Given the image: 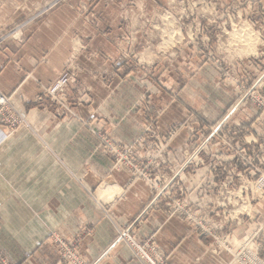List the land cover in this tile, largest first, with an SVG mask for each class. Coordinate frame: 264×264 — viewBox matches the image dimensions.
Masks as SVG:
<instances>
[{"label":"rangeland","instance_id":"374dc122","mask_svg":"<svg viewBox=\"0 0 264 264\" xmlns=\"http://www.w3.org/2000/svg\"><path fill=\"white\" fill-rule=\"evenodd\" d=\"M69 1L0 0V45L9 40L23 43L24 28L32 20ZM72 2L79 7L83 20L91 24L98 25L100 21L99 13L93 10L112 8L118 13L117 22L123 32L116 43V64L121 78L116 87L122 90L112 103L120 106V110L114 114L97 111L88 119L72 110L73 105H82L87 99V95L77 92L79 70L75 48L60 73L70 68L74 82L54 100L45 90L59 75L35 102L47 101L55 107L53 114L57 118L80 121L97 137V152L110 159L112 171H128V185H146L150 200L155 186L166 185L176 171L204 149L192 169L180 179L184 184L191 182L195 186L188 196L198 202L199 172L206 170L209 187L221 188L225 179L228 183L232 179L234 147L239 146L243 152L245 146L248 154L250 149V158L240 157L241 179L234 183L240 189L233 192L229 185L228 189L223 187L219 191L221 196L214 191L208 198V230L213 225L221 226L220 221L228 218L218 231L226 236L235 233L234 238L225 239L222 244L210 240L209 249L212 253L230 254L223 250V242L230 252L243 248L246 234L254 229L245 216L257 215L264 219V189L260 185L264 181V155L259 154L263 146L258 144L264 139V127L257 124L264 120V10L261 5L254 0ZM239 33L244 38L238 39ZM72 89H76L75 94ZM3 96L9 100L11 113L0 114V122L10 121L15 111L23 122L13 133L28 127L12 95ZM1 123L0 126L9 128ZM253 140L256 145L248 146ZM252 152L259 157L255 162ZM221 165L228 173L216 176L214 171ZM104 178L99 179L103 182ZM233 194L243 201L237 203ZM218 205L224 207L212 214ZM160 210L168 215V208ZM261 226L264 228V224L257 228ZM255 242L249 247H256L259 242Z\"/></svg>","mask_w":264,"mask_h":264},{"label":"crops","instance_id":"0c3cea01","mask_svg":"<svg viewBox=\"0 0 264 264\" xmlns=\"http://www.w3.org/2000/svg\"><path fill=\"white\" fill-rule=\"evenodd\" d=\"M254 1L264 10V0ZM96 11L98 25L85 22L70 0L32 20L23 43L0 45V93L12 95L30 127L10 134L0 126V255L7 264H61L56 243L76 240L87 263L142 264L126 244H113L148 205L150 190L142 183L129 186L128 171H112L110 159L97 152V137L80 121L57 118L47 101L35 102L75 48L77 92L87 99L72 110L83 119L97 111L119 112L112 100L122 90L116 87L121 81L116 43L123 27L112 8ZM257 124L264 127V120ZM100 177L106 178L101 182ZM134 233L138 241L153 235L168 264H227L232 259L225 252L212 253V239L160 209L151 211Z\"/></svg>","mask_w":264,"mask_h":264},{"label":"built area","instance_id":"2783aa9c","mask_svg":"<svg viewBox=\"0 0 264 264\" xmlns=\"http://www.w3.org/2000/svg\"><path fill=\"white\" fill-rule=\"evenodd\" d=\"M74 82L73 75L71 73V69L67 68L60 77L49 87V89H46L45 92H47V95L56 100L59 97H61L62 94L67 91L68 87ZM46 96V95H45ZM47 97V96H46ZM40 100H42V96L39 97ZM11 113V108L9 107V100L6 99L3 95L0 94V114L3 116V113ZM3 121V119H2ZM23 122L21 118H17L16 112L14 111L13 117H11V120L8 122H0L1 124L8 126L11 130V133H13L14 130H16L17 126ZM223 126V124L221 125ZM210 139H207L206 142H209ZM255 140V139H254ZM252 141V143L248 144V146L256 145L255 141ZM259 145L263 146V149L259 151V154L261 156L264 155V139L261 143H258ZM257 144V145H258ZM244 150L241 152V148L239 146L234 147L233 149V157L232 160L234 162V167L232 172V179L231 182L228 183L227 179H225V182L222 183L223 187L228 189L229 185H232L233 192L235 190H239L240 187L238 184H234L236 180L240 181L241 179V173H240V157H247L251 154V150L248 149L249 154L245 150V146H243ZM202 151L204 149H201ZM201 151V152H202ZM201 152H197L194 154V157L192 156L189 161L185 165L182 166L181 169L176 171L172 177V179L169 180L166 185L163 186H155L153 189L154 195L152 197V200L148 203V205L145 207V209L141 212V214L138 216L136 221L121 231L113 244V247H116L120 244H126L132 251L134 257L140 261L142 264H168V256L166 255V252L163 251L160 246L156 243L154 240V236L150 235L144 238L143 240H136L135 239V227L136 225H139L141 221H143L151 211L162 209V208H168V216L171 217H182L187 222H189L191 225H193L195 228L199 229L202 235H205L209 237L212 240H217L221 243V241L225 239H230L231 237L234 238L235 233L232 235L226 236L223 231H218L219 229H223V224H225V221L228 220V218L223 219L220 221L221 226L219 225H213V228L208 230V225L210 222V215L208 212V198L209 194L214 193V191H217V194L221 196L220 190H222L223 187L217 188L216 185H213V187H209L208 184H206L207 175L206 170H201L199 172V176L201 179L200 185V198L199 201L196 202L192 199H189V196L193 189L192 187H195L190 182L189 184H184L180 181L182 177H185L188 173V170L192 169V165L195 164V162L198 160V156L201 154ZM253 153V162H255V158H259L258 155H256L255 152ZM197 158V159H196ZM253 163H250V166L252 167ZM203 166V165H202ZM215 175L218 176L219 174L224 176L225 173H228L227 169L221 165L218 170L214 171ZM213 174V173H212ZM238 185V186H237ZM262 185V188L264 189V181L260 183ZM198 188V187H196ZM185 190V191H184ZM184 191V192H183ZM190 193V194H189ZM264 194V193H263ZM223 196V193H222ZM233 198L236 200L237 203L243 201L241 200L240 196L238 195H232ZM241 200V201H240ZM224 205H218L214 209V211H211L212 214L215 213V211H218L219 209H222ZM218 216V214H216ZM245 220H247L251 227H254V229H251L246 234V244L243 246V248L239 247L235 253L230 252L228 249V245H226L223 242V246L225 251L232 254L233 261L229 264H264V228L261 226L260 228H257V225L264 224V219L259 218L257 215L254 217L245 216ZM241 224V222L239 223ZM88 231L85 232L87 234ZM256 241V242H255ZM257 243L256 247H249L252 246V243ZM57 249L60 254V261L61 264H98L97 262L94 263H87L78 252V247L80 244V240H76L75 242L71 244H66L62 241H58L57 243ZM222 244V243H221ZM251 244V245H250ZM255 246V245H253ZM217 254V253H214ZM0 260L5 263L3 257L0 255Z\"/></svg>","mask_w":264,"mask_h":264},{"label":"bare ground","instance_id":"6f19581e","mask_svg":"<svg viewBox=\"0 0 264 264\" xmlns=\"http://www.w3.org/2000/svg\"><path fill=\"white\" fill-rule=\"evenodd\" d=\"M234 34H232V36H233ZM238 34H236V36H237ZM241 39V38H244V34L242 35V33H239V36H238V39ZM252 42V41H251ZM108 187H110V186H108ZM112 187V186H111ZM110 190L112 189V188H109ZM114 189V188H113ZM112 189V190H113ZM115 190H117V189H115ZM108 191V190H107ZM114 191V190H113ZM113 191H112V193H113ZM118 191H121V189L119 190V188H118ZM117 192V191H116ZM115 194V193H114ZM235 253V252H234Z\"/></svg>","mask_w":264,"mask_h":264}]
</instances>
